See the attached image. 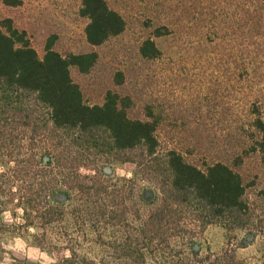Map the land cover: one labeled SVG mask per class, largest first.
Wrapping results in <instances>:
<instances>
[{
    "label": "trees",
    "instance_id": "1",
    "mask_svg": "<svg viewBox=\"0 0 264 264\" xmlns=\"http://www.w3.org/2000/svg\"><path fill=\"white\" fill-rule=\"evenodd\" d=\"M132 1L141 3V12L136 8L142 14L140 23L146 34L139 37L136 48L138 57L145 61L162 56L154 37L196 35L210 46L216 61L214 69H219L222 63L225 65L224 53L232 49V43H228L236 32L232 30L238 28L241 38L248 40L246 50L240 53V69L247 71L251 64L250 40L258 34L264 36V0H229L230 12L225 11L222 0ZM0 3L13 8L23 0ZM122 4L123 0H79L77 14L84 20V40L90 48L78 52L58 49L57 35L51 33L39 54L25 26L18 25L10 15L0 17V150L8 147L13 158L14 146L20 150L21 141L28 142V156L22 158L19 151L15 153L13 170L26 182L18 202L25 226L34 224V217L43 226L61 217V210L51 203L58 191L59 176L69 188L94 197L101 217L109 216L108 186L95 176L77 172V168L96 161H118L134 163L135 172H143L152 180L159 194L137 227V234H133L144 237L147 244L155 237H183L188 220L200 229L218 224L227 233L256 229L260 220L247 198L249 183L238 170L251 154L264 160V117L256 107V114L242 123L248 133L241 132L238 153L231 159L209 157L197 164L186 159L183 147L160 138L161 118L151 103L132 113V95L114 88L104 91L101 102L85 100L71 70L89 73L99 61L97 48L127 30L129 20ZM239 5L241 12L237 13ZM124 78L119 68L113 72L116 85H121ZM40 139L49 142L48 148L42 147L43 154H38L35 147ZM191 253L196 255L193 246ZM196 264L243 262L225 247L218 253L207 252Z\"/></svg>",
    "mask_w": 264,
    "mask_h": 264
},
{
    "label": "rangeland",
    "instance_id": "2",
    "mask_svg": "<svg viewBox=\"0 0 264 264\" xmlns=\"http://www.w3.org/2000/svg\"><path fill=\"white\" fill-rule=\"evenodd\" d=\"M78 2L23 0V4L13 8L0 3V17L10 15L18 25L25 26L39 54L51 33L57 35L58 49L78 52L90 48L84 40V20L77 14ZM132 2L123 0L122 4L129 20L127 30L97 48L100 57L94 69L87 74L71 70L85 100L101 102L108 88L130 93L135 103L132 113L151 103L161 118L160 138L183 147L188 161L201 164L209 157L231 159L239 152L241 134L248 133L242 123L256 114L255 107L264 117V36L258 34L250 40L251 64L247 71L240 69V53L246 50L248 40L241 38L238 28L232 30L236 31L228 42L232 49L224 53L225 65L222 63L219 69H214L216 61L210 46L196 35L154 37L162 56L145 61L138 57L136 48L139 37L146 34L140 23L141 3ZM229 4V0H222L225 11L230 12ZM240 12L239 5L237 13ZM118 68L125 77L121 85L113 79ZM27 143L23 139L20 150L14 146L13 158L8 147L0 150V253L12 243L19 250L28 249L30 254V260L18 258L15 264H196L207 252L218 253L225 247L243 264H264V160L259 155H249L238 168L249 183L247 198L260 220L256 229L227 233L218 224L200 229L188 220L183 237H155L147 244L144 237L133 234H137V227L159 194L152 180L143 172H135L132 162L96 161L77 168V172L95 176L108 186L110 213L106 218L97 212L98 201L94 197L69 188L59 176L58 194L51 203L61 210V217L45 226L34 217V224L25 226L18 202L26 182L13 170L15 153L19 151L22 158L28 156ZM47 144L42 139L36 143L38 154L44 153L42 147L48 148ZM106 168L108 171H104ZM62 191L68 194L61 198ZM192 246L196 255L191 253Z\"/></svg>",
    "mask_w": 264,
    "mask_h": 264
},
{
    "label": "crops",
    "instance_id": "3",
    "mask_svg": "<svg viewBox=\"0 0 264 264\" xmlns=\"http://www.w3.org/2000/svg\"><path fill=\"white\" fill-rule=\"evenodd\" d=\"M14 239L15 236H12ZM16 241V240H15ZM19 247L9 244L8 249L0 253V264H15V260L18 258L29 259V251L28 249H18ZM19 250V251H18ZM22 254V255H21ZM21 255V256H20ZM20 256V257H19Z\"/></svg>",
    "mask_w": 264,
    "mask_h": 264
},
{
    "label": "water",
    "instance_id": "4",
    "mask_svg": "<svg viewBox=\"0 0 264 264\" xmlns=\"http://www.w3.org/2000/svg\"><path fill=\"white\" fill-rule=\"evenodd\" d=\"M45 158H46V157H45ZM62 197H65V195H64V194H61V198H62Z\"/></svg>",
    "mask_w": 264,
    "mask_h": 264
},
{
    "label": "flooded vegetation",
    "instance_id": "5",
    "mask_svg": "<svg viewBox=\"0 0 264 264\" xmlns=\"http://www.w3.org/2000/svg\"><path fill=\"white\" fill-rule=\"evenodd\" d=\"M104 171H108V169L106 168V169H104ZM58 194V193H57ZM60 194V193H59Z\"/></svg>",
    "mask_w": 264,
    "mask_h": 264
}]
</instances>
